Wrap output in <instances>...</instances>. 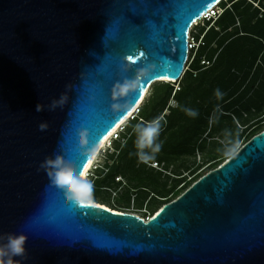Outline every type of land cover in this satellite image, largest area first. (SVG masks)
<instances>
[{
  "label": "water",
  "instance_id": "water-1",
  "mask_svg": "<svg viewBox=\"0 0 264 264\" xmlns=\"http://www.w3.org/2000/svg\"><path fill=\"white\" fill-rule=\"evenodd\" d=\"M218 1L0 0V234L27 236L26 256L15 260L264 264V131L147 220L74 204L39 167L59 153L83 174L89 150L153 83L181 79L191 34ZM149 64V79L113 100L114 85ZM61 94L67 102L50 110Z\"/></svg>",
  "mask_w": 264,
  "mask_h": 264
},
{
  "label": "trees",
  "instance_id": "trees-1",
  "mask_svg": "<svg viewBox=\"0 0 264 264\" xmlns=\"http://www.w3.org/2000/svg\"><path fill=\"white\" fill-rule=\"evenodd\" d=\"M220 6L225 7L221 14L197 26L196 37L203 34L202 44L177 85L174 82L153 83L137 114L125 125L124 142L113 141V151L106 154L103 164L95 169L91 178L95 197L102 187L119 185L120 181L114 178L123 175L128 180L124 190L126 202L131 194L139 195L138 205L147 199L146 211L152 215L199 176L195 173L198 167L186 164L183 156H193L200 150L204 153L203 162L214 167L216 158L223 157L227 149L217 148L207 138L218 134L226 139L228 148L230 141H239L242 132L252 126V120L264 124V15L259 16L258 9L247 0H222ZM202 59L210 64H201ZM217 89L223 93L222 99L217 98ZM170 99L175 101V106L168 105ZM166 107L168 113L162 114ZM185 109H194L198 115L190 116ZM233 116L243 125L241 133ZM156 117L162 122L159 137L162 148L155 161L163 163L165 170L172 167L169 171L172 176L163 173L161 177V171H153L135 155L134 126ZM262 129L264 125L254 130L247 140ZM218 153L221 154L218 156ZM177 160H180L178 165ZM181 170L187 172L182 174ZM168 181L171 184L166 187Z\"/></svg>",
  "mask_w": 264,
  "mask_h": 264
},
{
  "label": "clouds",
  "instance_id": "clouds-1",
  "mask_svg": "<svg viewBox=\"0 0 264 264\" xmlns=\"http://www.w3.org/2000/svg\"><path fill=\"white\" fill-rule=\"evenodd\" d=\"M216 17L211 16L209 19H214ZM126 61L127 58L122 60L121 65L123 68L128 66ZM152 67L153 66L149 64L146 68L140 69L133 80H124L122 83L115 84L112 89L113 100L128 96L130 91L137 89L140 84H142L145 80H148L151 76ZM215 94L217 98L222 99L223 93H221L219 89L216 90ZM66 102L67 95L61 94L58 100H53L51 102L49 109L54 110L57 106L63 107ZM112 107L113 109H120L121 105L113 104ZM36 110L42 111V105L38 104ZM185 111L188 115L193 117L198 115V112L194 109H185ZM38 127L41 131L46 130L47 122H41ZM161 131L162 122L159 117L150 121H141L134 126L135 155L139 161L148 163L154 160L156 154L161 151L162 143L159 141ZM78 143L80 145L88 143L87 130H78ZM238 143V141H230L229 144L231 146L227 148L225 154L229 156L232 155L236 146H238ZM97 154L98 146L95 145L89 150L88 156L90 159H93ZM39 167L46 171L51 184L63 190L67 200L72 201L77 205H84L92 201L94 196L93 181H91L85 174H78L72 167L71 162L66 160L61 154L57 153L54 154V156L45 157ZM26 241L27 236L22 232L19 234H0V264H21V262L15 260L14 257L23 258L26 256Z\"/></svg>",
  "mask_w": 264,
  "mask_h": 264
},
{
  "label": "rangeland",
  "instance_id": "rangeland-1",
  "mask_svg": "<svg viewBox=\"0 0 264 264\" xmlns=\"http://www.w3.org/2000/svg\"><path fill=\"white\" fill-rule=\"evenodd\" d=\"M200 24H203V20H200V22H199ZM238 23V22H237ZM236 23V24H237ZM198 29V28H197ZM212 47H214V44H212ZM194 52H195V50H190L189 51V58L188 59H190L191 57H193L194 56ZM187 63V62H186ZM191 63V61H189L187 64H186V70L188 69V66H189V64ZM200 63L202 64V60L200 61ZM180 80V79H179ZM179 80H177V81H175L174 83H175V85H177V83H178V81ZM176 88H177V86H176ZM150 90H151V88L149 89V91H148V93L146 94V96L145 97H147L148 95H149V92H150ZM142 104V103H141ZM140 104V105H141ZM168 105L169 106H175L176 105V103H175V101L173 100V99H170L169 101H168ZM166 114V113H168V108L166 107L163 111H162V114ZM137 114V113H136ZM243 116H246L245 114H243ZM131 118H128L126 121H124V123H123V125H126L128 122H129V120H130ZM262 120H264V117L262 118ZM233 121H234V123H235V125H236V127L238 128V130H239V132L241 133V131H242V129H243V125H242V123L238 120V119H236V117H234L233 116ZM250 125H252L250 128H247L248 130H246V131H244V132H242V136L240 137V139H239V143H238V146H236V148H235V151L239 148V145L240 144H243L244 142H246L247 141V138L251 135V133H253L254 132V130H256V129H258V127H260V126H262V125H264V124H262L261 122H259V123H257V121H251L250 122ZM249 125V126H250ZM210 126V123L208 124V127ZM248 126V127H249ZM262 131H264V130H262ZM253 136V135H252ZM207 141H210V143H215V145H217V148H220V147H222V149L223 150H225V149H227V146H228V144H227V142H226V139L225 138H222V137H220L218 134L216 135H214L213 137H211V138H207ZM108 143V142H107ZM209 143V144H210ZM114 145V142H112V144H111V147ZM211 145V144H210ZM106 146H108L107 144L106 145H104V147H102V152L100 153H98V156H97V158H96V160L94 161V166H96V165H101V164H103V162H104V160H105V156H106V154H107V152L106 151H104V149H106ZM111 149H109V151H110ZM234 151V152H235ZM221 153H218L217 155L219 156ZM203 156H204V153L203 152H201L200 150H196L195 151V153H194V155L193 156H190V157H187V156H183V158H185V159H187V163L186 164H190L191 166H192V168L193 167H198L197 168V170H196V175H199V176H201L202 174H204V173H206L207 171H209L210 169H212V168H215V167H217L221 162H223L224 160H226L227 159V156L228 155H224L223 157H218V158H216V162L218 163H216V165L214 166V167H211L210 165H207L208 163H206V162H203ZM152 161H155V159L154 160H152ZM194 161V163L192 164V162ZM213 162V161H212ZM144 163V162H143ZM180 163V160H177L176 161V165H178ZM145 165H147V167H150V166H148V164L147 163H145ZM92 166V165H91ZM94 166H92V167H90V172L92 173H94V171H95V169L93 168ZM171 168L172 167H169L168 168V171H170L171 172ZM152 169H153V171H160V170H158V169H156V168H153L152 167ZM182 174H185L187 171L186 170H181L180 171ZM161 173H162V175H161V177H163V172L161 171ZM171 176H172V174H170ZM170 176V177H171ZM198 176V177H199ZM94 176H92V175H90V176H88V178L91 180V178H93ZM197 177V178H198ZM114 180L117 182V181H120V184L119 185H115V184H111L110 186H108V187H102L101 188V190H99V192H98V194H97V196L95 197V196H93V200H95V202H97V203H100V204H102V205H105L106 207H109V208H114V210H117V211H121V212H130V213H135V214H137V215H139V216H143V217H145L147 214H148V212L146 211V200L147 199H145L143 202H142V205L141 206H139L138 205V196L139 195H135L134 193L133 194H131V196H130V198H129V201H128V203L126 202V196H125V194H124V190H125V188H126V184H128V180H127V178L126 177H124L123 175H116L115 176V178H114ZM170 181H168V184H167V186L166 187H169L170 186ZM181 189V188H180ZM184 190V189H183ZM182 190V191H183ZM181 193V192H180ZM148 195H151V193H149ZM147 195V196H148ZM179 195V194H178ZM169 196V195H168ZM177 195H172L171 196V200L172 199H174L175 197H176ZM106 199V200H105ZM158 199H164V198H162V197H159ZM146 211V212H145ZM155 212H157V210L155 211ZM144 213V214H143Z\"/></svg>",
  "mask_w": 264,
  "mask_h": 264
},
{
  "label": "built area",
  "instance_id": "built-area-1",
  "mask_svg": "<svg viewBox=\"0 0 264 264\" xmlns=\"http://www.w3.org/2000/svg\"><path fill=\"white\" fill-rule=\"evenodd\" d=\"M221 1H222V0H219V1H218V2L212 7V9L209 10V12H208L206 15L201 16V18L199 19L198 23L196 24V26H195V28H194L192 34H191V37H190L189 43H188V55H187V60H186L187 63H188L189 61H192V59H193V57H191L190 59H188V58H189V51H190V50H195V51H196V49L198 48V46H199L200 44H202L203 34H200L198 37H196V35H198V29H197L198 27H197V26H202V25L204 24V22H205L207 19H209L211 16L216 17V16H218V15H219V14L225 9V7H221V6H220V2H221ZM247 1L252 5L253 8L258 9V14H259V16L264 15V0H247ZM227 6H228V5H226V7H227ZM228 7H229V6H228ZM200 20H203V24H200V23H199ZM187 63H186V64H187ZM186 64H185V69H184L183 72H185V70H186ZM202 64H204V65H209L210 62H209L208 60H206V59H202ZM137 111H138V109H137L136 111H134V112L130 115V118H133V116L136 115ZM124 130H125V125L121 124V125L116 129V131H114V132L112 133V135L110 136V138H109L110 140H109L108 143H107L108 146H106V149H104V151H106V152L108 153V152H111V151L113 150V146L111 147V144H112V142H113L114 140H120L121 143L124 142V139H123V137H122V133H123ZM262 130H264V129H262ZM241 145H242V144H240L239 147H240ZM109 149H111V150L109 151ZM102 151H103V150H100L99 152L101 153ZM228 157H229V156H228ZM105 158H106V156H105ZM147 164H148V166H150V167L156 168V169L162 171L163 173H165V174H169V175H170L169 171L164 169V167H163V163H161V162H158V161H150V162H148ZM92 166H94V163L92 164ZM92 166H91V167H92ZM98 167H99V164L96 165V166H94L93 168H94V169H97ZM86 175H87V177L90 176V175L94 176L93 172H92V173L90 172V168H89L88 171L86 172ZM128 213H130V212H128ZM133 214H135V213H133ZM154 214H155V212H154L152 215H151V214H150V215L147 214L145 217H143V216H139V215H137V214H135V215L141 217V218L144 219V220H147V219L151 218Z\"/></svg>",
  "mask_w": 264,
  "mask_h": 264
},
{
  "label": "bare ground",
  "instance_id": "bare-ground-1",
  "mask_svg": "<svg viewBox=\"0 0 264 264\" xmlns=\"http://www.w3.org/2000/svg\"><path fill=\"white\" fill-rule=\"evenodd\" d=\"M207 14V13H206ZM205 14V15H206ZM162 79H167V78H162ZM141 104V103H140ZM134 111H136V109H134L133 111L131 110L129 113H127L117 124H115L113 127H111L110 128V130L101 138V140H100V142H99V144H98V153H99V151L100 150H102V147H104V145H106L107 144V142L110 140L109 138H110V136L112 135V133L114 132V131H116V129L121 125V124H123L124 123V121H126L127 120V118L128 117H130V115L134 112ZM97 156H98V154L93 158V159H89V161H88V163L86 164V166H85V169H84V173L83 174H85L86 175V172L88 171V169L91 167V165L94 163V161L96 160V158H97ZM92 201H94L93 199H92ZM91 201V202H92ZM105 206V205H104Z\"/></svg>",
  "mask_w": 264,
  "mask_h": 264
},
{
  "label": "snow or ice",
  "instance_id": "snow-or-ice-1",
  "mask_svg": "<svg viewBox=\"0 0 264 264\" xmlns=\"http://www.w3.org/2000/svg\"><path fill=\"white\" fill-rule=\"evenodd\" d=\"M80 168H81V169H83V165H82V166H80Z\"/></svg>",
  "mask_w": 264,
  "mask_h": 264
}]
</instances>
